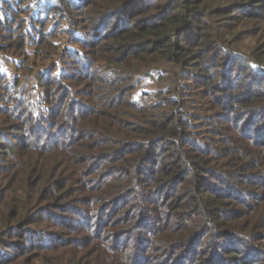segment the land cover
<instances>
[{"label":"trees","instance_id":"obj_1","mask_svg":"<svg viewBox=\"0 0 264 264\" xmlns=\"http://www.w3.org/2000/svg\"><path fill=\"white\" fill-rule=\"evenodd\" d=\"M57 1L89 30L0 93V264H264V0Z\"/></svg>","mask_w":264,"mask_h":264},{"label":"rangeland","instance_id":"obj_2","mask_svg":"<svg viewBox=\"0 0 264 264\" xmlns=\"http://www.w3.org/2000/svg\"><path fill=\"white\" fill-rule=\"evenodd\" d=\"M69 6H71V11L66 9L67 6L61 8L57 0H0V14L6 9L7 14L11 17L9 28L19 29L22 24L21 26L27 28V34L29 33L27 35V45L23 51H15V46L8 43L9 38H11L9 42L16 41L13 37L14 33L0 27V93L10 91V82L17 76H20L22 86L27 85V82L31 81V71L36 69H48L50 73L58 72V75H61L58 78L60 79L59 82L64 80V84L71 82L67 79L70 74L79 72L76 69L78 65L76 62L79 60V52H83L84 43L80 42L78 38L84 39L86 31L89 29L87 30V22H85L84 28L77 26L73 19V17L78 16V11H75L77 7L74 5ZM67 16L69 19L66 18ZM44 33L47 36V41L44 42V47L40 49L37 42ZM27 57L28 59H26ZM99 76L103 77L104 75L100 74ZM147 82L144 78L143 81L137 84V88L147 90ZM151 84L157 86L155 83ZM27 86L30 87V83ZM38 86L43 88V85L38 84ZM76 87L88 88L83 84ZM53 88H56L54 92L59 94L58 88L64 87L57 85ZM69 132V130L66 131V128L58 131L57 139L67 138ZM74 218L71 224L74 227L79 226L78 228L82 230L79 233L80 236H85L75 244V251H86L89 247V251L85 255L88 258L101 259L102 253L91 241L101 234V229L93 226V218L89 220L81 216H75ZM74 227L63 229V237L58 239L56 244L62 242L59 240H66L67 235L77 234V231H74L77 228L74 229ZM124 254L128 256L126 253ZM125 262L133 264V261L131 259L129 261L128 258L125 259Z\"/></svg>","mask_w":264,"mask_h":264}]
</instances>
